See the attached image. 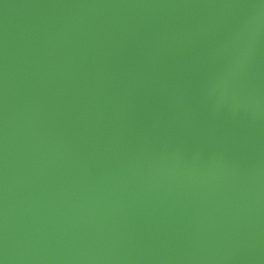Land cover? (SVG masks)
<instances>
[{
	"label": "water",
	"instance_id": "obj_1",
	"mask_svg": "<svg viewBox=\"0 0 264 264\" xmlns=\"http://www.w3.org/2000/svg\"><path fill=\"white\" fill-rule=\"evenodd\" d=\"M0 264H264V0H0Z\"/></svg>",
	"mask_w": 264,
	"mask_h": 264
}]
</instances>
